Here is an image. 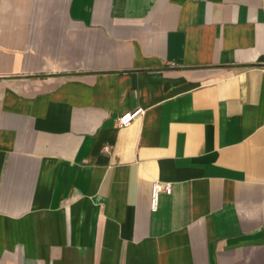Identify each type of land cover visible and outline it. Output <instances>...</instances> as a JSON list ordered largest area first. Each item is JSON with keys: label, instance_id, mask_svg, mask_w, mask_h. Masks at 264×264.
<instances>
[{"label": "crops", "instance_id": "obj_1", "mask_svg": "<svg viewBox=\"0 0 264 264\" xmlns=\"http://www.w3.org/2000/svg\"><path fill=\"white\" fill-rule=\"evenodd\" d=\"M0 264H264V0H0Z\"/></svg>", "mask_w": 264, "mask_h": 264}, {"label": "built area", "instance_id": "obj_2", "mask_svg": "<svg viewBox=\"0 0 264 264\" xmlns=\"http://www.w3.org/2000/svg\"><path fill=\"white\" fill-rule=\"evenodd\" d=\"M144 113L143 108H137L133 111H128L122 114L118 119V126L125 127L129 126L137 117ZM108 149V148H106ZM173 186L170 183H163L161 181H154L151 188V208L152 210H157L158 200L161 192L167 194L172 193Z\"/></svg>", "mask_w": 264, "mask_h": 264}]
</instances>
